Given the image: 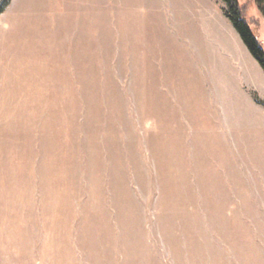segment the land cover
I'll use <instances>...</instances> for the list:
<instances>
[{"label": "rangeland", "instance_id": "rangeland-1", "mask_svg": "<svg viewBox=\"0 0 264 264\" xmlns=\"http://www.w3.org/2000/svg\"><path fill=\"white\" fill-rule=\"evenodd\" d=\"M225 8L0 12V264H264V71Z\"/></svg>", "mask_w": 264, "mask_h": 264}, {"label": "trees", "instance_id": "trees-1", "mask_svg": "<svg viewBox=\"0 0 264 264\" xmlns=\"http://www.w3.org/2000/svg\"><path fill=\"white\" fill-rule=\"evenodd\" d=\"M12 0H2L0 12L7 7ZM226 5L225 16L230 20L243 43L259 63L264 71V48L263 43L254 31V25L261 24L264 17V0H220ZM247 16L251 18L249 21ZM264 105V102H259Z\"/></svg>", "mask_w": 264, "mask_h": 264}, {"label": "bare ground", "instance_id": "bare-ground-1", "mask_svg": "<svg viewBox=\"0 0 264 264\" xmlns=\"http://www.w3.org/2000/svg\"><path fill=\"white\" fill-rule=\"evenodd\" d=\"M208 15V14H207ZM201 18V17H200ZM203 19V18H202ZM205 19H207V17L205 18ZM208 20H209V17H208ZM204 21V20H203ZM212 21V20H211ZM210 22V21H209ZM207 23V22H206ZM211 23V22H210ZM205 24V23H204ZM203 25V24H202ZM207 25V24H206ZM210 25V24H209ZM211 31V30H210Z\"/></svg>", "mask_w": 264, "mask_h": 264}]
</instances>
